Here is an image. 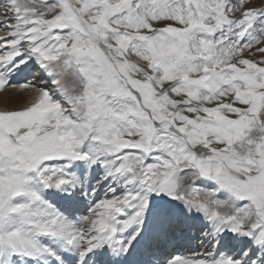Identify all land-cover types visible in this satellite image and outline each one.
Returning <instances> with one entry per match:
<instances>
[{
    "label": "snow or ice",
    "instance_id": "obj_1",
    "mask_svg": "<svg viewBox=\"0 0 264 264\" xmlns=\"http://www.w3.org/2000/svg\"><path fill=\"white\" fill-rule=\"evenodd\" d=\"M0 264H264V0H0Z\"/></svg>",
    "mask_w": 264,
    "mask_h": 264
},
{
    "label": "bare ground",
    "instance_id": "obj_2",
    "mask_svg": "<svg viewBox=\"0 0 264 264\" xmlns=\"http://www.w3.org/2000/svg\"><path fill=\"white\" fill-rule=\"evenodd\" d=\"M14 82H16V81H14Z\"/></svg>",
    "mask_w": 264,
    "mask_h": 264
}]
</instances>
